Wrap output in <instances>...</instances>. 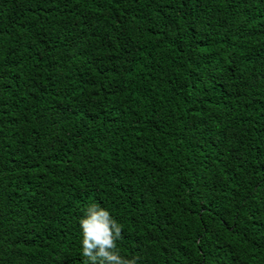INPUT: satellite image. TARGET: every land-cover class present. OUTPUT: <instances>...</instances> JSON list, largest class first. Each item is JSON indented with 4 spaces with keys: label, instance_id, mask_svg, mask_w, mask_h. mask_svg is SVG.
Here are the masks:
<instances>
[{
    "label": "trees",
    "instance_id": "obj_1",
    "mask_svg": "<svg viewBox=\"0 0 264 264\" xmlns=\"http://www.w3.org/2000/svg\"><path fill=\"white\" fill-rule=\"evenodd\" d=\"M264 264V0H0V264Z\"/></svg>",
    "mask_w": 264,
    "mask_h": 264
},
{
    "label": "clouds",
    "instance_id": "obj_2",
    "mask_svg": "<svg viewBox=\"0 0 264 264\" xmlns=\"http://www.w3.org/2000/svg\"><path fill=\"white\" fill-rule=\"evenodd\" d=\"M79 224L85 264H136L135 259H126L117 251L116 241L122 238V227L107 210L93 204Z\"/></svg>",
    "mask_w": 264,
    "mask_h": 264
}]
</instances>
